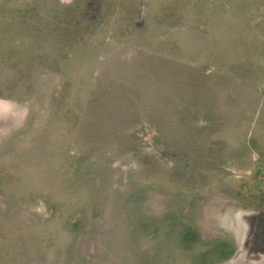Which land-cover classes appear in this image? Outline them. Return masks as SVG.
<instances>
[{"label":"rangeland","instance_id":"1","mask_svg":"<svg viewBox=\"0 0 264 264\" xmlns=\"http://www.w3.org/2000/svg\"><path fill=\"white\" fill-rule=\"evenodd\" d=\"M261 248L264 0H0V264Z\"/></svg>","mask_w":264,"mask_h":264},{"label":"flooded vegetation","instance_id":"2","mask_svg":"<svg viewBox=\"0 0 264 264\" xmlns=\"http://www.w3.org/2000/svg\"><path fill=\"white\" fill-rule=\"evenodd\" d=\"M244 224H250L249 228H248V232H249V236L247 237V239L245 240V242L251 243V247H254L255 245L253 244L255 242V239L253 237H255V226L252 223V220H249V222L244 221ZM254 227V228H253ZM253 228V229H252ZM252 239V240H251ZM261 252L258 255H252L249 256V258L246 260H243L245 258L246 255L243 256H239L238 255V249L236 250L237 252L234 254V256L231 257L230 261L232 260L233 262H235V264H264V249L261 248Z\"/></svg>","mask_w":264,"mask_h":264}]
</instances>
